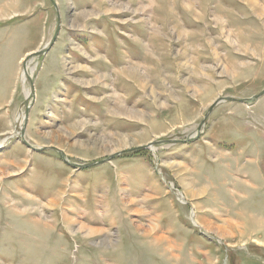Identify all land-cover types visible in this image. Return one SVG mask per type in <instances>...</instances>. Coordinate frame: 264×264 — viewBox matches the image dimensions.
<instances>
[{"label": "rangeland", "instance_id": "1", "mask_svg": "<svg viewBox=\"0 0 264 264\" xmlns=\"http://www.w3.org/2000/svg\"><path fill=\"white\" fill-rule=\"evenodd\" d=\"M232 261L264 264V0H0V264Z\"/></svg>", "mask_w": 264, "mask_h": 264}, {"label": "water", "instance_id": "2", "mask_svg": "<svg viewBox=\"0 0 264 264\" xmlns=\"http://www.w3.org/2000/svg\"><path fill=\"white\" fill-rule=\"evenodd\" d=\"M46 52V51H45ZM44 52V53H45ZM257 97H259V96H257ZM38 151H40V150H38ZM131 152H133V151H131ZM113 157H111V158H108V159H106V160H103V161H100V162H96V163H93V164H89V165H81L80 167L82 168H88V167H91V166H96V165H100V164H103V163H105V162H107V161H109L110 159H112Z\"/></svg>", "mask_w": 264, "mask_h": 264}, {"label": "trees", "instance_id": "3", "mask_svg": "<svg viewBox=\"0 0 264 264\" xmlns=\"http://www.w3.org/2000/svg\"><path fill=\"white\" fill-rule=\"evenodd\" d=\"M146 151L144 149L141 150H135L133 152H129L128 154H133V155H139V154H144ZM126 154H124L125 156ZM234 263V261H232V264Z\"/></svg>", "mask_w": 264, "mask_h": 264}, {"label": "bare ground", "instance_id": "4", "mask_svg": "<svg viewBox=\"0 0 264 264\" xmlns=\"http://www.w3.org/2000/svg\"><path fill=\"white\" fill-rule=\"evenodd\" d=\"M131 73H132V72H131ZM24 75H25V74H24ZM24 75H23V76H24ZM130 75H131V74H130ZM24 79H25V78H24ZM1 146H2V145H1ZM2 147H3V146H2Z\"/></svg>", "mask_w": 264, "mask_h": 264}]
</instances>
